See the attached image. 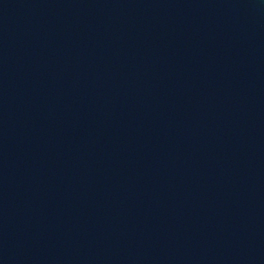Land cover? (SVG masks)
<instances>
[{
    "label": "water",
    "instance_id": "1",
    "mask_svg": "<svg viewBox=\"0 0 264 264\" xmlns=\"http://www.w3.org/2000/svg\"><path fill=\"white\" fill-rule=\"evenodd\" d=\"M0 264H264V0H0Z\"/></svg>",
    "mask_w": 264,
    "mask_h": 264
}]
</instances>
